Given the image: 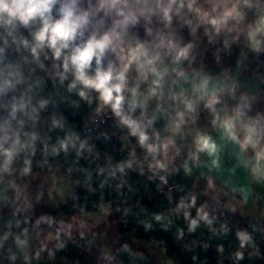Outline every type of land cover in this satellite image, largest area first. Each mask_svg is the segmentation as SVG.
<instances>
[{
	"label": "clouds",
	"instance_id": "9594fccd",
	"mask_svg": "<svg viewBox=\"0 0 264 264\" xmlns=\"http://www.w3.org/2000/svg\"><path fill=\"white\" fill-rule=\"evenodd\" d=\"M145 172L179 193L134 218L145 232L233 234L221 216L264 187V0H0V264L86 241L95 264L145 259L132 219L104 242L134 203L121 178ZM254 231L235 229V260Z\"/></svg>",
	"mask_w": 264,
	"mask_h": 264
},
{
	"label": "trees",
	"instance_id": "16d2710c",
	"mask_svg": "<svg viewBox=\"0 0 264 264\" xmlns=\"http://www.w3.org/2000/svg\"><path fill=\"white\" fill-rule=\"evenodd\" d=\"M87 116L89 115L84 114L83 119ZM107 144L108 143L104 141L102 147ZM73 175L82 176V174L78 172H74ZM121 179L124 188L121 195L118 197V200L121 202L134 200L131 212L127 216L124 215L123 207H121L118 212L115 208L113 209L114 215L120 218L114 223L115 230L117 224L125 225V221L132 219V223L127 225L129 230L122 233L125 240L138 238L137 241H144L160 247L164 249L167 258L173 264H264V222L254 223L243 217H237L231 214L221 216V220L226 221L229 226L233 228V234L228 236L220 233L218 230V224L215 223L213 225V228L216 229L215 235L204 227L198 228L196 233L192 236L186 234L182 239H176V236L172 232H164L160 229L145 232L142 227L136 225L134 218L137 216H143V209L145 207H147L149 211L164 210L170 206L174 207L175 199L179 193L177 191L172 195L173 203L169 205L168 197L158 196L154 186L146 181L141 175L132 173ZM81 183H83L82 180ZM86 187L87 186H85V189ZM91 195L92 193L85 192V195L80 197V199L87 202L88 197ZM153 196H155V201H151V197ZM13 210V205L0 203V229H2L7 220L13 219L11 216V211ZM248 224H252L255 227L253 235L255 237L257 248L246 250L244 260L237 261L232 255L238 247L234 231L237 227H242ZM249 231H252V228H249ZM117 235L120 234L117 233ZM218 244H223V252L218 251ZM208 249H216L220 254L230 258L232 262L212 255ZM252 251L257 252L258 254L250 255V252ZM125 260H130L131 264H154V260L151 258L143 263L137 262L128 257H125ZM77 261H80L81 264H95V262L91 261L75 244L70 245L63 252L56 253L55 259L51 264H77ZM42 264H50L46 256L43 259ZM121 264H124V262H121Z\"/></svg>",
	"mask_w": 264,
	"mask_h": 264
},
{
	"label": "crops",
	"instance_id": "0c3cea01",
	"mask_svg": "<svg viewBox=\"0 0 264 264\" xmlns=\"http://www.w3.org/2000/svg\"><path fill=\"white\" fill-rule=\"evenodd\" d=\"M47 179L48 178L46 176H44V178L42 177V181H44L45 183L47 182ZM225 179L231 181V177L226 176ZM181 187H183V185H181ZM253 200L256 201L255 204H253L252 202ZM235 216L243 217L246 220L254 222V223L264 222V187L256 188L254 193L250 195L249 203L247 205H238L237 214H235ZM113 230H114L113 233H115V236L112 233V238H111L112 240L110 241V245H108L109 247H112L113 245H115L116 239L118 237L114 224H113ZM89 239L91 240L92 238L89 237ZM85 244H88V242L86 241L84 244H80V245L75 244V245L77 246V248L81 249L91 261L95 262L94 260L95 249L93 245L88 244V247H85ZM89 247L93 248L91 253H89L88 251ZM208 250L212 255L219 257L223 260L232 262L230 258L220 254L216 249H208Z\"/></svg>",
	"mask_w": 264,
	"mask_h": 264
},
{
	"label": "rangeland",
	"instance_id": "374dc122",
	"mask_svg": "<svg viewBox=\"0 0 264 264\" xmlns=\"http://www.w3.org/2000/svg\"><path fill=\"white\" fill-rule=\"evenodd\" d=\"M44 178V177H43ZM114 232L113 226L111 232H109L108 237L105 239V243L107 245H110V241L112 240V233ZM115 236V233H113ZM114 240V239H113ZM130 240V239H129ZM131 241V240H130ZM134 249H142L145 259L141 260L137 257H128L130 259H133L137 262H145L147 259L151 258L154 260V264H173L168 258L164 251V249L157 247L153 244L147 243V242H141L136 241V243L133 244ZM127 257V256H125Z\"/></svg>",
	"mask_w": 264,
	"mask_h": 264
},
{
	"label": "built area",
	"instance_id": "2783aa9c",
	"mask_svg": "<svg viewBox=\"0 0 264 264\" xmlns=\"http://www.w3.org/2000/svg\"><path fill=\"white\" fill-rule=\"evenodd\" d=\"M82 127H84L85 128V131H89V130H91V129H93L94 128V125L92 124V117L89 115V116H87L86 118H84V124L82 125ZM115 131V130H114ZM118 134V133H117ZM107 143H109L108 141H106ZM117 144V140H116V138H115V136L112 138V140H111V145L113 146L110 150H118V149H116L115 148V145ZM149 174L147 173V172H145V174L142 176L146 181H148L149 183H151L153 186H154V188H155V190H156V192L159 194V193H162V194H169L171 197H172V195L173 194H175L177 191H178V189H173V191L171 192V193H169V191H168V186H163V192H160V191H158V189H157V187H156V185L159 183V181L158 180H156V179H153V180H149V179H147V176H148ZM169 198V197H168Z\"/></svg>",
	"mask_w": 264,
	"mask_h": 264
},
{
	"label": "water",
	"instance_id": "95a60500",
	"mask_svg": "<svg viewBox=\"0 0 264 264\" xmlns=\"http://www.w3.org/2000/svg\"><path fill=\"white\" fill-rule=\"evenodd\" d=\"M158 196H160V197H169L170 195H169V194H162V193H159Z\"/></svg>",
	"mask_w": 264,
	"mask_h": 264
}]
</instances>
